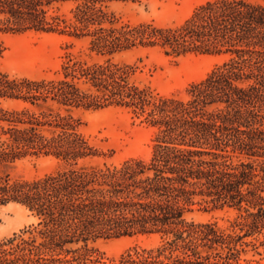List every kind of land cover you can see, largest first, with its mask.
<instances>
[{"label":"trees","instance_id":"1","mask_svg":"<svg viewBox=\"0 0 264 264\" xmlns=\"http://www.w3.org/2000/svg\"><path fill=\"white\" fill-rule=\"evenodd\" d=\"M120 1L0 0V31L85 42L50 76L0 70V205L36 218L0 239V264H248L240 255L255 244L243 239L264 232V4L207 1L159 26L122 20L113 8ZM138 47L222 61L185 97L164 96L132 78L135 65L114 61ZM109 106L153 128L147 158L91 163L104 154L74 109ZM39 155L57 168L33 179L11 174L18 160ZM200 202L235 209L234 230L188 220ZM137 234L163 243L107 262L90 245Z\"/></svg>","mask_w":264,"mask_h":264},{"label":"rangeland","instance_id":"2","mask_svg":"<svg viewBox=\"0 0 264 264\" xmlns=\"http://www.w3.org/2000/svg\"><path fill=\"white\" fill-rule=\"evenodd\" d=\"M207 1L212 0H122L114 3L113 8L124 21L152 22L165 26L180 23L194 8ZM249 1L264 4V0ZM84 46L83 40L55 32L0 31V70L31 78L50 76L59 68L66 53L77 55ZM84 53L82 56L86 58ZM113 59L135 65L137 68L132 78L137 83L150 86L160 95L178 97H185L191 83L203 79L222 61V57L214 55L188 54L174 57L165 55L159 48L143 47L116 53ZM74 114L82 122L81 132L104 154L91 160V163L118 164L127 158H147L150 155L153 128L141 123L128 109L118 106L99 109L80 107L74 109ZM57 166L58 161L52 156H27L18 160L10 172L14 176L33 179L52 172ZM237 215L238 212L233 208L200 202L193 206L186 218L199 223L212 222L230 232L234 230L232 223ZM35 221L36 218L21 205H0V239L18 233ZM243 240L255 245L244 246L245 252L241 253V259L248 260V264H264V245L260 242L264 241V232L244 237ZM162 243L158 234H137L98 238L90 245L107 262L117 261L126 251L154 248Z\"/></svg>","mask_w":264,"mask_h":264}]
</instances>
